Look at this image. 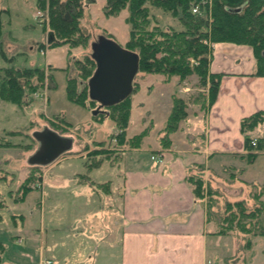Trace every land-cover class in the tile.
Segmentation results:
<instances>
[{
	"label": "rangeland",
	"instance_id": "rangeland-1",
	"mask_svg": "<svg viewBox=\"0 0 264 264\" xmlns=\"http://www.w3.org/2000/svg\"><path fill=\"white\" fill-rule=\"evenodd\" d=\"M106 3L107 0L87 1L81 25L88 38L84 46L73 49L50 47L49 34L53 32L48 25L50 20L48 0H0V19L3 25L0 32V71L8 68L40 70L38 72L40 76L35 75L31 81L38 96L26 92L24 102L20 105L3 100L0 96L2 264H40L41 251L35 250V253H32L25 242H19L14 235L17 229L26 230L34 227L39 230L41 228L40 212L36 211L32 222H29L28 212L33 204L41 203L44 196L46 198L48 195L52 198L48 208L55 205L57 210L47 212L45 227L48 234L45 237H47L46 245L49 247L44 246L45 250L48 253L51 252L52 242L60 238V243L65 244L66 247H59V250L63 251V254L67 253L69 260L67 264H89V256L94 254L96 241L87 240L88 238L83 236L74 242L73 237L80 230H86L85 225L80 222L77 224L79 217L89 214L91 207L86 204L97 202L99 199L95 194H90L88 189V184L90 185L93 179L89 181L82 178L83 187L80 190L76 186L80 185L81 178L76 179L72 172L83 170L81 171L83 174H89L90 170L84 167L92 164L96 159L102 161L110 158L112 163H116L120 155H111L120 153L118 150L122 148L118 145L116 136L120 132L110 119L116 111L91 103L88 89L86 90L88 95L85 94L81 99L85 101V107L70 100L68 77L76 78L81 85L82 80L79 77L81 74L76 62L84 63L86 57L92 56V47L101 38L114 40L123 48H128L133 29L128 22L130 13L126 10L118 15L107 17L103 11ZM151 21L150 30L155 26L161 29H182L178 20L155 8H151ZM54 40H56L55 36ZM194 63V61L191 62L192 65ZM134 82L137 83V88L128 101L132 112L127 134L131 138L152 127L151 135L144 138L141 146L138 147L142 148L137 155L143 159L148 158L158 144L163 145L165 142L163 139L171 142L172 135L182 126L185 127L181 122L177 131L168 133L166 130L168 118L175 105V97L183 99L186 103L187 118L189 115L191 121H193L194 113L199 115L197 122L205 118L210 106L209 90L201 86L199 77L195 74L180 80L178 76L139 73ZM94 111L97 113L93 114ZM259 128L261 132L254 136L255 138L263 133V127ZM47 129L73 141V147L67 154H86L88 157L62 163L52 172L44 186L41 181L42 174L60 158L47 166H33L29 163V159L40 148V143L35 139L34 134ZM112 135H114L113 138H111ZM125 148L135 149L129 146ZM103 150L105 154H101L100 151ZM105 165L104 163V168L98 170L99 172L94 171L96 175L105 177L102 171H107V176H111L112 171L110 172ZM60 171L66 174V179L59 182ZM116 171L117 167L113 172ZM231 173V170L227 171L226 179H230ZM194 175L205 177L199 169L195 170ZM31 177L35 179L31 185L35 190L27 196L26 200L24 199V203L17 202L22 197L20 191L23 184ZM59 183H61L60 187ZM214 189L222 195L218 202L219 207L223 208L226 201L235 202L243 199L248 200L249 205H252L253 202L248 199L249 193L251 192V196L260 194L264 190V185L256 188L246 186L245 193L242 191L238 195L231 194L223 188ZM262 199L264 200V197ZM22 216L27 218V222H24ZM15 220L19 227L15 224ZM58 228L60 232L53 231ZM211 229L217 231L216 225H211ZM240 243L231 236L218 239L210 254L211 264H251V253L254 256L252 264H264V238H256L252 249L243 253L238 251Z\"/></svg>",
	"mask_w": 264,
	"mask_h": 264
},
{
	"label": "crops",
	"instance_id": "crops-1",
	"mask_svg": "<svg viewBox=\"0 0 264 264\" xmlns=\"http://www.w3.org/2000/svg\"><path fill=\"white\" fill-rule=\"evenodd\" d=\"M212 55L209 72L220 75L221 81L216 100L208 107L205 118L197 122L199 115L194 113L191 121L188 115L182 121L185 127L172 135L169 145L158 144L146 159L137 155L142 147L130 150L125 146L117 149L120 153H111V156L120 155L116 163L110 158L96 159L84 167L90 170L89 174H83V170L72 172L76 179L81 178L76 186L80 190L82 178L93 179L88 189L99 199L86 204L91 207L89 214L77 221L86 230L73 237L74 242L83 236L96 241L89 264H211L210 254L224 236L215 235V229H211L213 224L208 222L205 203L196 198L189 177L199 169L211 187L237 195L245 193L246 186L264 185V151L248 163L242 132L244 119L264 111V77L254 75V51L246 45L218 43L212 46ZM260 132L258 128L253 136ZM127 138H130L128 134ZM71 154L59 157L42 174L44 186L62 163L88 157ZM104 163L112 171L111 176H107V171H102L105 177L96 175ZM228 170L232 172L230 179H226ZM65 175L60 171L58 181L66 179ZM51 199L44 196L41 203L29 208V222L34 220L37 210L40 212V229H17L14 236L19 242L24 241L32 253L41 251L40 264H44L45 258L53 264H67V253L59 250L66 247L60 238L52 242L51 252L44 248L48 246L47 212L57 210L55 205L48 208ZM22 219L27 222L25 216ZM15 224L19 227L16 220ZM0 260L2 264V254Z\"/></svg>",
	"mask_w": 264,
	"mask_h": 264
},
{
	"label": "trees",
	"instance_id": "trees-1",
	"mask_svg": "<svg viewBox=\"0 0 264 264\" xmlns=\"http://www.w3.org/2000/svg\"><path fill=\"white\" fill-rule=\"evenodd\" d=\"M87 1L48 0L50 17L48 25L56 37V40L50 43V47L74 49L84 46L88 35L81 21ZM195 6L201 8V15L193 14L192 9ZM151 8L171 15L179 21L182 29H161L155 26L150 30ZM126 10L130 13L128 22L133 28L127 50L139 56V73L178 76L180 80L195 74L199 77L201 86L208 88L210 105H212L216 100L221 81L220 75L209 72L213 57L212 46L218 43H231L250 46L253 49L256 58L254 75L264 77V0H107L103 9L107 17ZM2 26L0 19V32ZM192 61L195 62L194 65L191 64ZM76 65L79 66L78 71L81 74L79 77L82 82L80 85L76 78L68 77V95L72 102L85 107L86 103L81 99L87 94L86 90H89L88 82L96 70V61L90 56L85 58L84 63L77 61ZM39 71L31 68L1 70V98L22 104L26 92L36 94L31 81L35 75L40 76ZM136 88L137 83L134 82V91ZM129 98L107 109L116 111L110 119L120 132L116 135L118 145L137 149L150 134L152 127L139 135L127 138L132 112ZM90 101L97 104L91 99ZM174 102L167 123L168 133L177 131L179 124L187 119V105L183 99L175 97ZM259 127H263V133L256 139L257 147H253L252 142L255 138L253 133ZM242 132L248 154L247 162L251 163L264 151V111L244 119ZM163 140L165 142L162 146L167 147L170 142ZM100 152L105 154V150ZM34 182L33 177L26 179L20 191L21 200L34 190L31 187ZM189 182L194 188L196 198L205 203L208 222L217 227L215 235L236 238L241 242L238 249L240 253L250 251L256 238H264V200L262 199L264 190L252 196L251 192L249 193L248 199L253 202L252 205H249L248 200L243 199L235 202L226 201L224 207L220 208L218 200L222 195L217 189L196 175H191ZM2 204L0 201V207ZM2 252L3 246L0 245V259ZM250 257L252 260L253 253Z\"/></svg>",
	"mask_w": 264,
	"mask_h": 264
},
{
	"label": "water",
	"instance_id": "water-1",
	"mask_svg": "<svg viewBox=\"0 0 264 264\" xmlns=\"http://www.w3.org/2000/svg\"><path fill=\"white\" fill-rule=\"evenodd\" d=\"M53 41L54 35L50 33L49 42ZM92 50L96 70L88 82L90 99L101 108L118 105L133 94L140 58L114 40L105 38L94 44ZM34 137L39 141L40 148L29 159V163L33 166L50 165L73 147L71 139L48 129L35 133Z\"/></svg>",
	"mask_w": 264,
	"mask_h": 264
},
{
	"label": "built area",
	"instance_id": "built-area-1",
	"mask_svg": "<svg viewBox=\"0 0 264 264\" xmlns=\"http://www.w3.org/2000/svg\"><path fill=\"white\" fill-rule=\"evenodd\" d=\"M192 12H193V14H197V15H201V13H202V11H201V8L199 7V6H195L193 9H192ZM42 54H44V51H42ZM35 95H37V94H35ZM38 96V95H37ZM257 143H258V141L255 139V140H253V142H252V146L253 147H257ZM157 159V157H153V160H156ZM44 264H53V262H52V260H50V259H44Z\"/></svg>",
	"mask_w": 264,
	"mask_h": 264
}]
</instances>
